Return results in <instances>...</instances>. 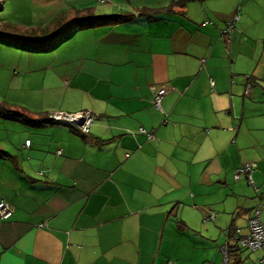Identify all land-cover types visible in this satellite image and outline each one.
<instances>
[{
  "label": "crops",
  "instance_id": "crops-1",
  "mask_svg": "<svg viewBox=\"0 0 264 264\" xmlns=\"http://www.w3.org/2000/svg\"><path fill=\"white\" fill-rule=\"evenodd\" d=\"M72 3L97 0H46L51 16ZM106 4L134 17L81 34L72 80L40 105L90 112L88 133L33 126L0 155V200L13 207L0 264H259L262 251L233 236L259 205L264 221V0ZM247 162L257 195L233 179Z\"/></svg>",
  "mask_w": 264,
  "mask_h": 264
},
{
  "label": "rangeland",
  "instance_id": "rangeland-1",
  "mask_svg": "<svg viewBox=\"0 0 264 264\" xmlns=\"http://www.w3.org/2000/svg\"><path fill=\"white\" fill-rule=\"evenodd\" d=\"M5 2L0 0V104L19 109L28 119L37 118L45 114L40 105L47 93L65 89L72 80L65 76L70 72L72 76L80 64L74 61L82 48L76 41L92 29H73L67 23L77 10L85 8L75 3L63 6L59 15L66 13L63 15L66 21L57 25L58 15L51 16L52 7L46 5V0ZM2 5L6 9H1ZM108 5L90 6L95 14L106 15L110 12ZM68 37H72V42H63ZM78 81L79 78L72 85ZM51 112L55 111L48 114ZM26 129L30 131L33 126L0 115V150L14 153L18 138L30 133Z\"/></svg>",
  "mask_w": 264,
  "mask_h": 264
},
{
  "label": "built area",
  "instance_id": "built-area-1",
  "mask_svg": "<svg viewBox=\"0 0 264 264\" xmlns=\"http://www.w3.org/2000/svg\"><path fill=\"white\" fill-rule=\"evenodd\" d=\"M113 0H97L99 4L111 3ZM239 15L236 13L233 15L232 19L224 24V27L221 29V36L228 37V34L233 29L234 21L238 20ZM211 84L213 82L211 81ZM167 92L165 86H159L154 89V96L152 98V104L155 108L160 109V99ZM50 117L58 122H63L70 125L77 126L82 132L88 133L90 124L93 121V114L88 111H82L77 113H66L63 111H55L50 114ZM139 131L146 135L148 139H153L154 134L152 131H146L144 128H140ZM131 134H133L131 132ZM26 145H29V140L26 142ZM256 167L255 163L247 162L243 163L236 167L233 172V179L239 181L240 179H245L248 185L253 189L255 195L258 194V188L254 184L252 173ZM13 213V207L4 200H0V223L7 220ZM215 215L209 213L203 219L205 222L214 220ZM233 239L236 242V245L240 248H245L250 251L261 250L262 256L259 258V263L264 264V221L261 219V205L253 209L252 216L248 219V232L243 235H235ZM223 251V260L225 263L228 262V248L227 246L222 248ZM167 264H174L169 262ZM205 264H211L206 262Z\"/></svg>",
  "mask_w": 264,
  "mask_h": 264
},
{
  "label": "trees",
  "instance_id": "trees-1",
  "mask_svg": "<svg viewBox=\"0 0 264 264\" xmlns=\"http://www.w3.org/2000/svg\"><path fill=\"white\" fill-rule=\"evenodd\" d=\"M65 14L66 13H64L63 15ZM63 15H59L55 19L57 25L61 24L62 21H66ZM133 17H134L133 14H130V13H115V14H109V15H97L95 14L93 8H82L80 10H77L75 17H70L67 23H69V26L73 29L74 28L82 29V28H92V27L107 25V24H119V23H122L128 20H131ZM63 24H66V22ZM9 106L10 105L6 106V105L0 104V115L1 116L5 118L13 119V120L24 121V122H27V124L32 125V126H44L46 124H54V123L66 124L63 122H58V121L53 120L50 117V114H46V113L40 114L39 115L40 117L28 119L25 113H23L19 109L15 110L11 106L10 108ZM67 125L73 128L79 129L75 125H70V124H67ZM0 155L9 157L8 153L5 152L4 150H0ZM11 160L13 159L11 158ZM241 249H245V248H241Z\"/></svg>",
  "mask_w": 264,
  "mask_h": 264
}]
</instances>
